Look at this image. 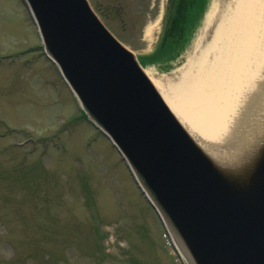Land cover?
Wrapping results in <instances>:
<instances>
[{
    "label": "rangeland",
    "instance_id": "374dc122",
    "mask_svg": "<svg viewBox=\"0 0 264 264\" xmlns=\"http://www.w3.org/2000/svg\"><path fill=\"white\" fill-rule=\"evenodd\" d=\"M166 1L139 0L138 29L113 30L139 59L159 42ZM233 2L208 0L176 59L143 63L159 92H178L198 64L238 55L255 75L244 96L264 80L263 9L249 18ZM220 26L229 29L215 43ZM163 231L125 160L44 53L24 0H0V264H182Z\"/></svg>",
    "mask_w": 264,
    "mask_h": 264
},
{
    "label": "water",
    "instance_id": "95a60500",
    "mask_svg": "<svg viewBox=\"0 0 264 264\" xmlns=\"http://www.w3.org/2000/svg\"><path fill=\"white\" fill-rule=\"evenodd\" d=\"M45 51L125 159L188 264H264V114L208 150L87 0H25Z\"/></svg>",
    "mask_w": 264,
    "mask_h": 264
},
{
    "label": "bare ground",
    "instance_id": "6f19581e",
    "mask_svg": "<svg viewBox=\"0 0 264 264\" xmlns=\"http://www.w3.org/2000/svg\"><path fill=\"white\" fill-rule=\"evenodd\" d=\"M231 8L239 12V15L245 12L250 18L255 10L257 14L261 9L264 12V0H234ZM214 10L211 7L206 16L207 22L212 19ZM152 29L151 26L147 27L146 36H151ZM228 29L220 26L214 42L217 43ZM238 56L239 60L231 64H198L182 75L178 92L160 91L171 110L195 139L214 152L220 146L232 145L241 139L250 118L264 114V80H257L256 86L250 87L254 88L251 89L252 93H248L252 96L247 99L248 94L244 96L243 93L249 89L255 75L254 72L247 75L245 59Z\"/></svg>",
    "mask_w": 264,
    "mask_h": 264
},
{
    "label": "trees",
    "instance_id": "16d2710c",
    "mask_svg": "<svg viewBox=\"0 0 264 264\" xmlns=\"http://www.w3.org/2000/svg\"><path fill=\"white\" fill-rule=\"evenodd\" d=\"M193 4L197 5L200 0H193ZM175 7L172 15L169 16L164 33L161 35L156 48L152 53L142 57L143 63H157L162 66L164 63H169L183 51L184 47L190 39V24L187 23L188 12L190 10L188 2L183 1L177 6L178 0H175ZM201 13L202 6L198 5Z\"/></svg>",
    "mask_w": 264,
    "mask_h": 264
},
{
    "label": "flooded vegetation",
    "instance_id": "af4514ba",
    "mask_svg": "<svg viewBox=\"0 0 264 264\" xmlns=\"http://www.w3.org/2000/svg\"><path fill=\"white\" fill-rule=\"evenodd\" d=\"M178 1L177 6L184 0ZM187 1L188 4L193 3V0ZM89 3L99 19L112 33H114L113 30L115 29H119L122 32H131L138 29L141 15L135 8L139 5V0H93L89 1ZM169 3L170 0H167L166 11ZM173 7L174 3L172 2L171 12H173ZM189 8L193 13L188 16L187 21L188 23H194L198 19V14L195 13L193 4Z\"/></svg>",
    "mask_w": 264,
    "mask_h": 264
}]
</instances>
